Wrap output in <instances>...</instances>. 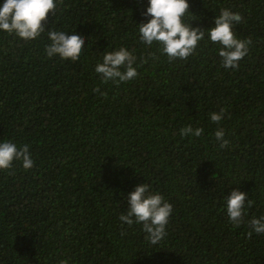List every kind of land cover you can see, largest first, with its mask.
Returning <instances> with one entry per match:
<instances>
[{
    "label": "trees",
    "instance_id": "trees-1",
    "mask_svg": "<svg viewBox=\"0 0 264 264\" xmlns=\"http://www.w3.org/2000/svg\"><path fill=\"white\" fill-rule=\"evenodd\" d=\"M145 4L59 0L43 23L85 35L76 61L45 55L47 29L27 41L0 32V139L28 144L34 161L0 170V264H264V234L223 208L235 187L253 201L246 220L264 213V0H189L193 26L240 13L233 30L251 44L235 69L207 39L183 60L147 48L136 31ZM119 46L146 62L137 78L102 84L94 65ZM221 107L223 149L208 119ZM185 124L204 131L182 138ZM142 182L173 206L156 245L119 219Z\"/></svg>",
    "mask_w": 264,
    "mask_h": 264
},
{
    "label": "clouds",
    "instance_id": "clouds-1",
    "mask_svg": "<svg viewBox=\"0 0 264 264\" xmlns=\"http://www.w3.org/2000/svg\"><path fill=\"white\" fill-rule=\"evenodd\" d=\"M59 0H0V32L15 34L23 40H33L44 33L49 43L45 45L47 57L58 56L62 60L76 61L80 58L85 47V35L71 29H54L51 26L45 28L43 21L49 12L54 13ZM188 14L194 17L189 10V0H146L141 16L145 20L136 22L138 39L147 48L154 44L157 50L171 60L186 59L194 53L197 45L202 40H209L218 44L217 54L220 64L224 68L235 69L238 62L249 52L250 39H240L234 32V25L241 21L239 12L229 8H221L218 15L213 17L212 25L204 28L193 26ZM155 57V53H149ZM146 62L143 58L138 63L134 50L125 46H119L103 52L102 58L95 63L94 72L99 74L100 82H112L119 84L128 82L138 77L139 64ZM93 91L105 95L99 87ZM210 122L217 124L214 130V138L219 148L229 146V140L225 138V129L220 122L225 119V109L208 113ZM202 127H193L185 124L179 129V135L183 138L199 137L203 133ZM18 161L23 169L33 167L34 161L29 151L28 144L18 145L11 139H0V170H11L13 162ZM127 209L119 216L122 224L129 227L133 224L141 226L145 233V239L153 244H158L167 235L166 227L169 217L173 213L171 202L150 183L136 184L126 195ZM253 201L248 198V193L231 188L224 197L223 208L227 219L233 226L241 223L248 225V235L264 234V213L259 216H251L247 220V209ZM59 264H68L66 259Z\"/></svg>",
    "mask_w": 264,
    "mask_h": 264
}]
</instances>
